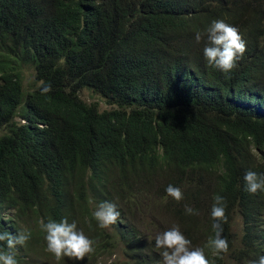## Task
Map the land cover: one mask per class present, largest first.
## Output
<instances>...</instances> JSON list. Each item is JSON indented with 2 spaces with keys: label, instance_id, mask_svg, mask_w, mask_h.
Segmentation results:
<instances>
[{
  "label": "trees",
  "instance_id": "obj_1",
  "mask_svg": "<svg viewBox=\"0 0 264 264\" xmlns=\"http://www.w3.org/2000/svg\"><path fill=\"white\" fill-rule=\"evenodd\" d=\"M217 19L246 41L228 73L195 40ZM263 44L264 0H0V232H31L18 264H162L155 239L172 227L210 264L264 255V192L244 181L264 174ZM216 195L227 253L209 245ZM105 201L121 217L100 228ZM63 218L94 241L84 260L47 250L40 221Z\"/></svg>",
  "mask_w": 264,
  "mask_h": 264
},
{
  "label": "clouds",
  "instance_id": "obj_2",
  "mask_svg": "<svg viewBox=\"0 0 264 264\" xmlns=\"http://www.w3.org/2000/svg\"><path fill=\"white\" fill-rule=\"evenodd\" d=\"M206 36L208 44L203 52L207 63L216 67L225 73L232 71L237 67V62L245 54L247 47L237 27L226 23L223 19L214 20L207 28L206 32H196L195 40L199 43ZM264 45V44H263ZM42 93L51 91V85L42 87ZM245 190L250 194L264 192V174H258L255 171H247L244 176ZM167 194L181 201L184 194L179 187L168 185ZM227 203L225 197L216 195L211 208V216L215 221L212 225L215 231L214 239L209 241V245L217 253H227L229 243L223 236V225L228 222L226 215ZM185 212L188 215L198 214L190 206H185ZM93 216L100 228H108L116 224L121 217L117 206L111 202H102L93 212ZM40 228L46 233L47 250L51 252L56 260L64 257L75 260H84L89 254L95 252L94 241L87 237L83 231L77 229L75 221L69 223L67 218L59 222L50 219L47 223L40 221ZM31 238V232L28 230L18 231L16 235L8 231L0 232V242L6 243L7 250H0V264H18L15 255L11 251L17 246H24ZM155 247L162 249V264H210L202 248H193L192 241L180 231L178 227H172L155 239ZM251 264H264V255Z\"/></svg>",
  "mask_w": 264,
  "mask_h": 264
},
{
  "label": "rangeland",
  "instance_id": "obj_3",
  "mask_svg": "<svg viewBox=\"0 0 264 264\" xmlns=\"http://www.w3.org/2000/svg\"><path fill=\"white\" fill-rule=\"evenodd\" d=\"M24 74H25L24 85H25L26 89H33L35 86H38L40 84V83H35V81H34V70L32 68L25 70ZM83 97L89 102L99 101L100 108L102 110L106 109V108H111V106H109L102 98H99L96 95L93 96L92 93L89 91H85L83 93ZM160 218H161V220L165 219L163 216ZM151 221H152L151 219H147L146 221L143 220L142 224L145 225L147 223H150ZM236 223H237L236 230L241 235L242 234V228L240 227V220L238 219ZM144 228H145V226H144ZM146 230H148V229L146 228ZM119 255L122 256V252H119Z\"/></svg>",
  "mask_w": 264,
  "mask_h": 264
}]
</instances>
